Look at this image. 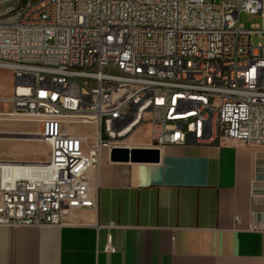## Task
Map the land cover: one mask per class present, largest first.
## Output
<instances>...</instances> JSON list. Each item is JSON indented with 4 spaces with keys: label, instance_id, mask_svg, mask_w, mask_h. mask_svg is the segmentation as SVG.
Here are the masks:
<instances>
[{
    "label": "built area",
    "instance_id": "obj_1",
    "mask_svg": "<svg viewBox=\"0 0 264 264\" xmlns=\"http://www.w3.org/2000/svg\"><path fill=\"white\" fill-rule=\"evenodd\" d=\"M240 12L261 23L244 28ZM0 69L13 76L0 116L36 119L48 146L44 160L0 159V226L95 208L102 151L138 147L142 126L143 148L264 147V0H0ZM248 229L264 234L262 214Z\"/></svg>",
    "mask_w": 264,
    "mask_h": 264
},
{
    "label": "crops",
    "instance_id": "obj_2",
    "mask_svg": "<svg viewBox=\"0 0 264 264\" xmlns=\"http://www.w3.org/2000/svg\"><path fill=\"white\" fill-rule=\"evenodd\" d=\"M90 175L95 208L66 210L57 226H0V264H264V234L248 229L252 212L264 220V147L166 145L157 162L102 151Z\"/></svg>",
    "mask_w": 264,
    "mask_h": 264
},
{
    "label": "rangeland",
    "instance_id": "obj_3",
    "mask_svg": "<svg viewBox=\"0 0 264 264\" xmlns=\"http://www.w3.org/2000/svg\"><path fill=\"white\" fill-rule=\"evenodd\" d=\"M211 1V0H205ZM24 3V1H23ZM238 22L244 28L260 24L261 18L258 14L240 12ZM251 42L256 44L258 38L251 37ZM13 76L7 69H0V94H7L12 88ZM12 105L9 102H0L1 113H11ZM147 126L140 127L130 138L131 141L146 142ZM75 131L92 133V126L73 125ZM134 143V142H133ZM48 156V146L41 140L40 123L33 118L23 115L0 116V159L12 161H37L44 160Z\"/></svg>",
    "mask_w": 264,
    "mask_h": 264
},
{
    "label": "water",
    "instance_id": "obj_4",
    "mask_svg": "<svg viewBox=\"0 0 264 264\" xmlns=\"http://www.w3.org/2000/svg\"><path fill=\"white\" fill-rule=\"evenodd\" d=\"M159 150L143 147L113 148L109 153L111 162H157Z\"/></svg>",
    "mask_w": 264,
    "mask_h": 264
},
{
    "label": "bare ground",
    "instance_id": "obj_5",
    "mask_svg": "<svg viewBox=\"0 0 264 264\" xmlns=\"http://www.w3.org/2000/svg\"><path fill=\"white\" fill-rule=\"evenodd\" d=\"M2 115H7V116H14V115H12V114H2ZM132 137V136H131Z\"/></svg>",
    "mask_w": 264,
    "mask_h": 264
}]
</instances>
